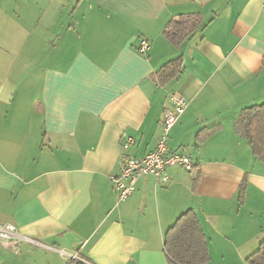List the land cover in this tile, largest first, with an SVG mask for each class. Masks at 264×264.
Wrapping results in <instances>:
<instances>
[{
    "label": "crops",
    "instance_id": "crops-1",
    "mask_svg": "<svg viewBox=\"0 0 264 264\" xmlns=\"http://www.w3.org/2000/svg\"><path fill=\"white\" fill-rule=\"evenodd\" d=\"M182 14L199 25L176 45L165 30ZM173 94L189 105L169 149L197 171L143 176L119 201L123 135L129 156L153 151ZM263 101L264 0H0V223L40 243L0 241V264H169L166 232L189 209L203 264H248L264 239V163L234 120Z\"/></svg>",
    "mask_w": 264,
    "mask_h": 264
},
{
    "label": "trees",
    "instance_id": "trees-1",
    "mask_svg": "<svg viewBox=\"0 0 264 264\" xmlns=\"http://www.w3.org/2000/svg\"><path fill=\"white\" fill-rule=\"evenodd\" d=\"M199 17L196 14L179 15L173 19L165 35L171 42L180 45L197 29ZM183 56L167 62L154 78L161 85L175 79L182 71ZM237 134L247 141L256 158L264 163V102L253 104L242 109L234 120ZM247 183L244 180L239 189V200L244 201ZM169 264H203L209 261V248L206 235L195 210L182 213L176 222L167 230L164 243ZM248 264H264V239L258 249L247 258ZM68 264H89L73 258Z\"/></svg>",
    "mask_w": 264,
    "mask_h": 264
},
{
    "label": "built area",
    "instance_id": "built-area-1",
    "mask_svg": "<svg viewBox=\"0 0 264 264\" xmlns=\"http://www.w3.org/2000/svg\"><path fill=\"white\" fill-rule=\"evenodd\" d=\"M149 47L150 41L145 37L141 38L139 51L144 53ZM170 104V108L166 109L164 113L162 132L157 146L144 157L136 158L126 153L135 140L130 135H123V154L119 172L111 176V182L119 201H125L134 194L136 185L143 176L153 175L157 180L167 181L166 170L169 167L180 166L190 173L197 171V165L185 150L171 151L168 144L170 132L187 110L189 102L184 96L173 94L170 98ZM24 240L40 244L38 241L22 236L15 225L0 223V241L2 244L9 245L13 250H18L19 245Z\"/></svg>",
    "mask_w": 264,
    "mask_h": 264
},
{
    "label": "rangeland",
    "instance_id": "rangeland-1",
    "mask_svg": "<svg viewBox=\"0 0 264 264\" xmlns=\"http://www.w3.org/2000/svg\"><path fill=\"white\" fill-rule=\"evenodd\" d=\"M264 102V101H263ZM262 103V102H261Z\"/></svg>",
    "mask_w": 264,
    "mask_h": 264
}]
</instances>
